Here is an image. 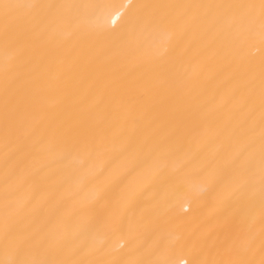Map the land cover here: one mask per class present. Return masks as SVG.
Returning a JSON list of instances; mask_svg holds the SVG:
<instances>
[{
    "label": "bare ground",
    "instance_id": "obj_1",
    "mask_svg": "<svg viewBox=\"0 0 264 264\" xmlns=\"http://www.w3.org/2000/svg\"><path fill=\"white\" fill-rule=\"evenodd\" d=\"M0 264H264V0H0Z\"/></svg>",
    "mask_w": 264,
    "mask_h": 264
}]
</instances>
